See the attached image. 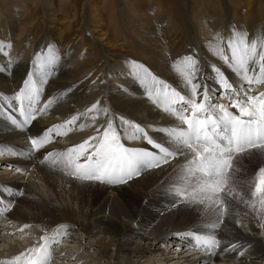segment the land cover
<instances>
[{
	"label": "bare ground",
	"instance_id": "1",
	"mask_svg": "<svg viewBox=\"0 0 264 264\" xmlns=\"http://www.w3.org/2000/svg\"><path fill=\"white\" fill-rule=\"evenodd\" d=\"M246 1L250 6L253 0ZM96 2L97 0H88V7L93 17L102 16L101 12H103L100 10L101 12L97 13ZM222 6L225 30L224 34L221 33L226 34L227 37L220 40L221 34H217L212 41L203 44L200 37L194 35L200 47L198 49L200 57L196 59L199 61L197 80L208 86L210 95L216 96L214 103L216 100L224 103L227 101L223 99L222 91L214 81L213 66L220 67L230 82L236 85L241 83L231 67L224 64L216 55L217 44L222 47L226 46L227 41L234 38L236 32L244 33L246 26L251 30L248 33L250 42L264 38V20L260 16L263 28L258 29V13L253 16L250 11L249 14L246 13L248 9L241 14L239 11H242V8L240 9L239 5L233 4L230 0H222ZM45 7L48 22L52 23L56 18L55 13L48 3ZM20 8L16 6L13 14L8 15L9 20H13L12 23H15L21 14ZM237 17L243 18V21ZM12 27L7 23L0 25V41L2 40L0 42V92L8 95L9 99L13 97V92L15 94L20 81L22 80L23 85L24 80L27 79V76H24L34 72L36 57H46L49 54L48 48L44 50L39 45L37 47L40 48V53H34L33 50H27V46L22 41L12 42V34L10 33L11 38H9L8 32L13 29L18 30L17 22L13 29ZM84 27V29H92L87 23ZM19 30H21L20 34L25 31L21 27ZM99 37L94 36V39L99 41ZM6 40L11 41V44ZM105 41L107 48L103 55L107 61L110 60L112 49H117L119 44L109 35ZM179 44L175 47L178 48ZM76 48L82 51L84 49L77 46L73 49L76 50ZM68 51L63 57H60L63 52L57 53L55 50L52 52L57 62L51 68L52 74L48 77L47 83L43 85L37 107L42 109L47 101L59 98L56 103L37 115L36 120L26 129H18L8 121L7 117L0 116V153H2L0 154L2 165V170L0 168V201H2L0 208L8 205L9 202L12 204L9 211L0 212V260L18 255V253H13L11 248L8 249V245L14 240L17 241L18 236H30L25 239L24 243L21 240L16 243L14 241L15 244H20L21 248L17 247L20 253L37 244L45 231L48 230V234L51 235L54 230L63 225L66 226V234L61 232L55 237L59 243L53 245L57 251H51L49 264H264V229L259 227L256 220L243 215L246 211L243 206L240 208V224L235 223V218L230 220L226 217L224 225L218 230V236L224 243L216 250L215 255L195 247L193 238L186 233L197 230L207 231L202 227L205 220L204 214L182 206L172 207V197L168 191L174 180L173 170L183 163V157H177L158 168L143 170L139 176H134L123 184L77 180L64 173L59 167H53L50 163H41L49 152H62L91 136H96L97 129L102 132L101 125L106 126L109 119L115 118L118 123L119 117L122 116L139 123L149 131V135L160 141H163V136L157 129L178 123L175 117L165 114L162 109L149 101L145 87L139 84L134 75L129 74V65L135 61L143 65L159 80L183 91V80L173 66L183 58L182 53L179 54L180 57L173 58L175 61L173 60L170 68L168 67L163 72L155 69L167 78L165 79L159 76L151 66L137 59V56L124 55H119L120 59L114 65H103L83 76L86 70L78 63L69 61ZM98 51L99 54L102 52ZM226 52L230 55V49H226ZM76 56L79 57V55ZM81 58L79 62L85 60L84 55ZM153 66L158 67L155 64ZM89 77L92 79L87 80ZM35 78L39 81V73H35ZM64 78L68 80L65 81ZM85 86H87L86 89ZM252 91L253 94L264 92V86H254ZM0 97H2L1 94ZM61 101L64 103L61 104ZM97 101L100 102L101 107L109 109L108 115L97 114L95 111L86 116L81 115L80 119L71 126L72 131L64 135L66 141L70 142V144L67 143L68 147L61 141H57L58 137L56 138L53 134L51 143L31 155L28 154L29 136L42 135L47 128L63 124L74 115L86 113V110ZM76 103L81 107L79 110ZM18 106L19 102L15 101L8 107L18 119H22L20 113L15 111ZM93 116H96L95 120L92 119ZM81 124L85 127L81 128ZM125 143L131 147L151 148L143 140L125 141ZM9 150L19 154L9 155ZM20 192L24 195H19ZM24 225H29V227L23 228ZM243 225H247V228ZM20 226L23 228L21 232L19 231ZM36 226H40L42 231L35 230ZM70 242L78 246L68 245ZM231 243H238L241 247L234 252H225L224 248L230 246ZM66 248L69 250L65 251ZM79 250H84L86 255L80 254ZM240 252H243V255H239ZM65 253L74 256L65 255Z\"/></svg>",
	"mask_w": 264,
	"mask_h": 264
},
{
	"label": "snow or ice",
	"instance_id": "2",
	"mask_svg": "<svg viewBox=\"0 0 264 264\" xmlns=\"http://www.w3.org/2000/svg\"><path fill=\"white\" fill-rule=\"evenodd\" d=\"M230 49V55L226 52ZM49 46L48 55L37 56L34 72L27 75L23 87L9 99L0 97V116L18 129H26L36 120L37 115L46 111L59 98L47 101L43 108L37 107L43 85L52 74L51 68L57 62ZM216 55L229 65L239 77L238 85L230 82L220 67L213 66L215 82L227 103L210 95L206 84L198 82L199 61L193 56H185L174 65L183 80L184 90L180 91L152 75L143 65L131 62L129 74L134 75L146 89L149 101L178 121L173 126L159 127L157 131L163 141L149 135V131L139 123L119 117L109 119L97 129V135L67 148L62 152H49L41 163L59 167L67 175L81 181H96L106 184H123L141 171L161 167L177 157L183 163L174 170V180L169 186L172 207H185L201 211L205 220L202 225L206 232L186 233L193 238L195 247L215 255L224 243L218 230L225 218H235L240 224V208L246 209L244 216L256 220L264 229V166L260 167L249 180H240L241 164L245 157H257L264 161V92L253 94V87L264 86V38L249 41L246 33L236 32L226 46L217 44ZM39 73V81L35 78ZM18 101L15 111L18 119L8 106ZM232 109H235L233 111ZM97 112L108 115L109 109L100 102L92 104L86 113L72 116L63 124H56L43 131L42 135L28 137V154L37 152L56 136L72 131L81 115ZM93 120L96 116L92 117ZM85 127L84 124L80 125ZM66 129L61 132L60 129ZM145 141L147 147L127 146L125 141ZM95 141V143H93ZM2 154V153H0ZM9 155H18L9 150ZM19 171V170H17ZM248 189L247 195L242 189ZM19 195H24L20 192ZM2 203V201H0ZM12 204L0 208V212L10 210ZM24 225L23 228H28ZM247 228V225H243ZM23 228L20 229L23 231ZM61 232L66 234V226H59L51 235L45 233L39 242L10 259L0 260V264H49L55 239ZM241 245L231 243L225 252H234ZM239 255H243L240 252Z\"/></svg>",
	"mask_w": 264,
	"mask_h": 264
},
{
	"label": "rangeland",
	"instance_id": "3",
	"mask_svg": "<svg viewBox=\"0 0 264 264\" xmlns=\"http://www.w3.org/2000/svg\"><path fill=\"white\" fill-rule=\"evenodd\" d=\"M230 2L239 5L240 9L242 8V11H239L241 14L248 9L249 10L246 12L248 14L251 12L253 13V16H256V13H258V29L263 28V21H260V18L263 17L264 20V0H253L250 5L251 7L247 5L246 0H230ZM47 3L52 7L53 12L55 13L54 15L56 16L52 23L48 22L45 7V5L47 6ZM96 4L95 6L98 8L97 13L103 11L101 12L102 16H92L93 13L88 7V0H0V25L2 26V23H7L10 27H14L17 22L18 30H14L12 27V31H4H9L8 35H10V33L12 34V38L11 35L9 36L12 42L22 41V43L27 46V50H33L34 53H40V48H38L37 45H39V47L42 46V49L44 50L50 46L53 49V52L54 50L57 53L63 52L60 57H63V55L65 56V52L69 49V61L73 63L75 62V64L78 63L79 66L86 70V73H84L83 76L88 75L92 70L98 69L103 65H114L116 61L120 59L119 55L130 57L137 56V59H140L151 66L154 71L161 70V72H163L168 67H171V64L175 61L174 59L180 57L179 54L181 53L183 57L193 56L195 59L200 57V50H198L200 47L197 45L196 37L199 36L203 44L212 41L217 34H221L220 40H224L227 37L226 34L222 35L225 30L222 0H97ZM157 5H159V8H157ZM16 6L21 7L19 12L22 17L19 15L15 20V23H12L13 20H9V16L10 14H13V10ZM94 18L96 19L94 20ZM169 18H171L170 21ZM237 19L243 21V18L241 17H237ZM86 23L90 25L92 29H84V24ZM50 26L51 28L49 29ZM19 27L24 28L25 31L22 32L23 34H20L21 30H19ZM250 31L251 30L246 26L244 33L248 35ZM108 35L119 44V47L117 49H112V54L109 58L110 60L106 61L103 52L107 48L105 45V39ZM94 36H100L99 41L94 39ZM11 41L9 42L6 40L9 44H11ZM176 42H178V44L181 43L178 48ZM103 45L105 46L103 47ZM175 45L177 46L175 47ZM76 46L83 47V51L79 48L74 50L73 48ZM76 51H78V53ZM97 51L102 52L99 54ZM76 55H79V57ZM82 55L85 56V60L79 62L78 60ZM153 64L158 65V67L156 68ZM28 74L29 73L24 77ZM159 76L163 77L160 74ZM91 79L92 78L89 77L87 80ZM64 80L66 81L68 79L64 78ZM22 87L21 80L15 93H17ZM86 88L87 86H85V89ZM0 94L2 97H9L2 92H0ZM14 95L13 92V96ZM214 97L216 99V96ZM63 103L64 102L61 101V104ZM75 105L79 106L78 110L81 108L78 103ZM232 110L235 111V109ZM60 131L63 132L64 129L62 128ZM55 137H58L56 140L61 141V143L67 145V147L68 144H70L69 141H66L64 135H55ZM262 166H264V161L261 159L254 156L245 157L242 161L241 173L238 175V178L240 180H249ZM0 168L2 170L1 164ZM242 190L244 192L246 191L245 194H247L248 189L244 188ZM21 226L19 227L20 229H22ZM39 228L41 229L40 226H36L35 230L41 232L42 229L40 230ZM19 231L21 232V230ZM44 233H48V230ZM28 237L30 238V236H18L17 241L20 242L19 240H21L22 243H24L25 239ZM31 240L35 241L36 239ZM14 241L8 245V249L10 250L11 248L13 253L15 252L16 254H19L18 248H21V246L18 243L15 244L17 241H15V243ZM75 244L76 243L71 242L68 243V245L78 246V244ZM13 246L15 248H13ZM54 250L57 251V248L53 247L51 251ZM67 250L69 249L66 248L65 251ZM93 251L96 250L93 249ZM81 253L86 255L84 250H81L80 254ZM65 255L74 256L70 253H65Z\"/></svg>",
	"mask_w": 264,
	"mask_h": 264
}]
</instances>
